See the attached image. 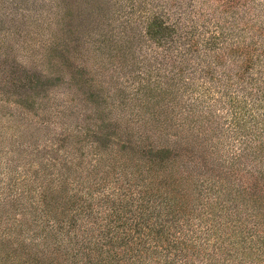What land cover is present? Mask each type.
<instances>
[{
	"label": "rangeland",
	"instance_id": "obj_1",
	"mask_svg": "<svg viewBox=\"0 0 264 264\" xmlns=\"http://www.w3.org/2000/svg\"><path fill=\"white\" fill-rule=\"evenodd\" d=\"M43 1L0 0V264H54L56 258L73 264L51 252L54 242L41 231L49 223L67 228L73 220L76 227H99L108 204L100 202L107 198L126 210L144 196L149 223L159 214L166 226L188 235L208 228L209 250L229 240L239 248L236 241L253 224L264 234V145L250 155L241 132L233 143L224 131L232 118L224 95L242 100L241 82L197 80L211 87L203 97L212 104L213 115H204L212 129L192 128L169 104L168 89L159 84L168 74L159 62L167 57L139 22L125 25L114 17L109 0H64L70 17L57 7L50 14L55 1ZM226 70L229 75L235 68H217ZM247 75L264 85V64L254 63ZM256 98L258 109L239 114L249 127L264 117V89ZM213 185L218 190L207 189ZM237 187L261 214L249 217L248 206L232 193ZM258 233L250 240L257 242ZM253 250L260 255L249 251L248 264H264V245ZM38 251L46 262L26 259Z\"/></svg>",
	"mask_w": 264,
	"mask_h": 264
},
{
	"label": "trees",
	"instance_id": "obj_2",
	"mask_svg": "<svg viewBox=\"0 0 264 264\" xmlns=\"http://www.w3.org/2000/svg\"><path fill=\"white\" fill-rule=\"evenodd\" d=\"M46 1L56 2L50 3V14H54V8L57 7L63 10L61 15L70 17L71 14L64 0L43 2ZM109 1L113 7L114 17L121 19L125 25H130L134 21L139 22L144 28V35L162 47V57L167 59L164 61L165 64L161 62L159 64H162V68L168 74L163 75L164 81H159V84L165 83L170 98L169 104L173 110L176 107L175 112H178L192 128L201 126L204 129L207 127V130L212 129L206 123L208 116H204L205 113L213 115L210 108L212 104H209L207 96L203 97L211 87H203L201 83H196L197 80L201 82L207 79L214 82L220 81V77H228L226 82H230L232 78L238 80L237 83L241 82L238 91L243 92L242 100L231 101L229 94L224 95L232 105V108L228 109L232 118L227 122L228 126L225 124L224 131L232 134L226 140L228 142L231 140L233 143H238L233 134L241 132L240 144L249 145L250 155L256 156V153L262 150L259 145H264V117H258L254 121L255 125L249 127L247 126L249 122L239 114L252 111L251 106L258 109L255 108L260 104L256 94L264 89V85L256 86L258 81L261 82L260 78L247 75L254 63L264 64V0ZM237 8L240 9V13L237 12ZM249 10L252 12L249 13ZM78 20L81 26L80 17ZM225 63L235 68L232 74L228 75L227 70L218 73L217 68ZM214 69L215 77L212 76ZM141 79L149 82V79ZM253 84L256 91L252 92L250 85ZM197 88L201 91H199L200 95L195 96L193 91ZM180 89L181 92L177 96L176 92ZM184 93L187 99L182 102L180 95ZM234 154L235 152L232 153ZM214 169L213 166L212 170ZM225 172L229 173L227 170ZM207 189L218 190L215 185ZM242 191H244L242 187H237L232 193L240 202L248 206L249 217L261 214L258 207L246 201ZM252 191L249 190L247 194L251 196L254 194ZM140 200L135 209L121 210L120 203L116 200L112 199L110 202L108 198L101 199V206L105 205L104 203L108 204L105 205L107 208L104 213L105 223L99 227L82 225L76 227L73 220L68 223L67 228L61 222L55 225L49 223L47 231L41 233L51 244L53 240L55 247L51 249L52 253L64 255L73 264H248L247 261L251 259L249 251H256L255 254L260 255L261 251L253 249L264 245V234L258 233L255 224L250 227L246 235H240V241H236L241 243L239 248L234 246L235 242L231 243L229 240L225 244L217 241L209 250L207 244L209 241H206L205 236L210 232L208 228L203 234L199 231L200 236L188 235L173 225L166 226L165 222L168 219L160 221L159 214L156 215L157 222L149 223L145 211L142 210L144 196ZM41 201V211L43 216L47 217L46 211L49 206L46 197L42 195ZM89 210L88 216L91 217L93 211ZM255 231L260 235L256 237L257 242L251 241L255 240L253 234ZM55 236H59L60 239ZM71 249L72 251H69ZM243 249H247L246 252ZM13 254L14 257L17 256L15 251ZM26 255V259L35 257L46 262L43 259L47 257L44 252H30ZM8 257L9 255L5 259H9ZM51 258H49L50 262H52ZM52 263L62 264L57 258Z\"/></svg>",
	"mask_w": 264,
	"mask_h": 264
}]
</instances>
